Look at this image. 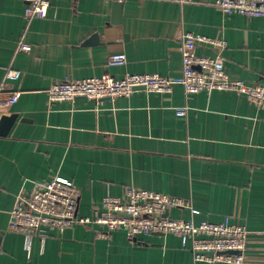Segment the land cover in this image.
Listing matches in <instances>:
<instances>
[{
    "label": "crops",
    "instance_id": "obj_1",
    "mask_svg": "<svg viewBox=\"0 0 264 264\" xmlns=\"http://www.w3.org/2000/svg\"><path fill=\"white\" fill-rule=\"evenodd\" d=\"M204 1L52 0L44 19L26 23L23 3L0 0V85L8 67L21 73L7 85L18 101L0 136V264H206L174 235L129 241L115 231L105 241L104 228L82 225L48 229L27 255L22 235L8 230L9 212L21 193L55 177L79 190L78 216L91 217L103 197L128 187L184 199L198 214L175 208L172 218H229L248 233L243 264H264V107L223 91L186 101L178 86L170 94L48 103L47 89L66 76H178L186 32L225 41L220 59L230 78L264 82V18L226 16ZM22 37L28 54L16 53ZM196 52L216 57L205 47ZM114 53L126 56L123 66L106 64Z\"/></svg>",
    "mask_w": 264,
    "mask_h": 264
},
{
    "label": "built area",
    "instance_id": "obj_2",
    "mask_svg": "<svg viewBox=\"0 0 264 264\" xmlns=\"http://www.w3.org/2000/svg\"><path fill=\"white\" fill-rule=\"evenodd\" d=\"M23 3V19H44L52 0H17ZM122 1V0H118ZM190 3L195 0H178ZM206 4L219 9L223 15L238 14L247 18H264V0H205ZM205 47L213 50L216 57L197 55L196 50ZM226 43L222 39L209 38L192 33L180 35L178 51L181 57L180 74L163 77L157 74H125L120 78L104 75L86 79L69 76L55 81L47 89L50 105L74 102L76 99L101 101L103 99L128 98L135 91L170 94L175 86L181 88L187 101L193 95L216 91L243 95L257 108L264 107V82L247 83L235 80L225 72L221 52ZM31 46L23 37L18 42L16 53L28 54ZM127 59L123 53L110 54L108 66H123ZM21 73L8 67L0 85V120L6 110L18 101V94L6 92L7 85L17 81ZM188 105L175 108L178 117H185ZM80 192L71 181L55 177L50 181L35 183L28 193H21L9 212L8 230L23 237V247L30 254L31 243L38 238L43 244L48 229L62 233L74 225L99 226L104 231L99 239L110 241V233L122 232L129 241L139 236L153 234L174 235L182 247L188 249L196 262L206 264H243L247 243V231L243 226L233 225L229 218L220 223L192 219H175L169 215L171 209H188L191 215L198 211L181 198L166 194L128 187L121 197L105 196L100 207L92 211L91 217L78 216L77 205ZM230 252H235L231 254Z\"/></svg>",
    "mask_w": 264,
    "mask_h": 264
},
{
    "label": "water",
    "instance_id": "obj_3",
    "mask_svg": "<svg viewBox=\"0 0 264 264\" xmlns=\"http://www.w3.org/2000/svg\"><path fill=\"white\" fill-rule=\"evenodd\" d=\"M121 3H116L114 4V8L113 10L115 12H120L121 10ZM14 118L13 117H7V116H3L0 120V136H4L7 134L8 130L10 129L12 123L14 122ZM231 254H235V252H230Z\"/></svg>",
    "mask_w": 264,
    "mask_h": 264
}]
</instances>
